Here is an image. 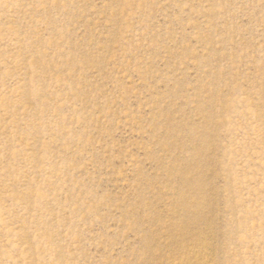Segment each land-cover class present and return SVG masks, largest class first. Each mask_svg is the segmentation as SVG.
Returning a JSON list of instances; mask_svg holds the SVG:
<instances>
[{"label": "rangeland", "instance_id": "374dc122", "mask_svg": "<svg viewBox=\"0 0 264 264\" xmlns=\"http://www.w3.org/2000/svg\"><path fill=\"white\" fill-rule=\"evenodd\" d=\"M0 264H264V0H0Z\"/></svg>", "mask_w": 264, "mask_h": 264}]
</instances>
